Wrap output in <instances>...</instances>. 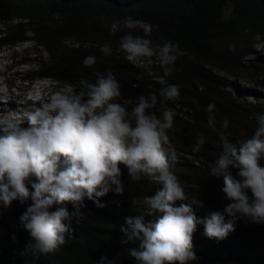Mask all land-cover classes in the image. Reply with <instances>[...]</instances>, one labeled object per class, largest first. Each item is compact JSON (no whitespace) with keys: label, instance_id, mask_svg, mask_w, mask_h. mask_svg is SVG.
I'll list each match as a JSON object with an SVG mask.
<instances>
[{"label":"clouds","instance_id":"9594fccd","mask_svg":"<svg viewBox=\"0 0 264 264\" xmlns=\"http://www.w3.org/2000/svg\"><path fill=\"white\" fill-rule=\"evenodd\" d=\"M122 27L136 29L139 25L128 16L114 21L110 32L115 34ZM142 31L143 36H134L131 32L123 35L119 48L135 67L146 69L160 64L164 76L158 79L161 85L158 94L140 95L134 104L131 100L121 103L122 85L109 69L96 75L94 82L82 78L78 88L53 90L23 121L0 122V215L15 200L21 204L31 201L19 216L21 227L31 237L19 255L39 260L41 256L57 252L72 236L73 220L79 225L86 219L81 211L87 207L85 197L102 209L107 205L101 203L99 197L110 191L122 195L121 164L127 167L133 182L147 177L158 185L154 194L144 197V211L125 216V224L120 228L119 242L131 245L128 254L136 264H190L197 260L193 234L201 224L204 235L217 241L235 231L239 220L264 225V166L260 163L264 159V113L256 114L258 125L251 137L235 142L225 134L229 119H223L218 132L221 151L209 174L223 178L221 191L229 202L223 211L197 216L194 203L189 201L171 170L177 161L176 149L169 137L176 115L171 109L180 111V107L189 106L176 102V107H165L162 116L149 111L156 107L158 96L163 101L180 99L181 85L169 83L165 77L172 74L175 62L184 52L178 43L163 37L161 44L154 45L150 25H144ZM31 41L37 40L21 42L28 45ZM1 47L0 60H8ZM104 50L109 51V48ZM141 59H156L157 63L146 66L138 63ZM34 62L39 64L33 63L37 67L29 71L31 77L23 78L30 85L32 78L37 77L31 96L38 103L44 98L41 87L60 80L37 76L43 64ZM96 62L93 55L82 61L86 68ZM8 67H4L5 72ZM226 88L230 86L227 84ZM205 111L208 127L216 132L215 103H209ZM204 142L205 137L198 136L192 151L198 153ZM68 204L72 205L71 211ZM226 215L230 218L227 221ZM12 238L15 239V235ZM104 261H108L107 256H102L98 264ZM108 264L115 262L108 261Z\"/></svg>","mask_w":264,"mask_h":264},{"label":"trees","instance_id":"16d2710c","mask_svg":"<svg viewBox=\"0 0 264 264\" xmlns=\"http://www.w3.org/2000/svg\"><path fill=\"white\" fill-rule=\"evenodd\" d=\"M4 16L11 22L28 23L37 42L48 46L49 62L38 68L37 76L51 77L78 88L80 79L94 82L96 75L110 69L122 85L121 103L131 100L134 104L140 95L158 94L161 88L158 79L164 76V72L160 64L146 69L133 66L119 48L120 38L129 32L143 36V26L150 25L154 45L162 43L161 37L178 43L184 55L175 62L172 74L165 78L169 83L181 85L180 99L163 101L158 96L156 107L149 111L162 116L165 107L190 101L196 110V123L202 127L184 121L170 132L178 149L200 158L204 159L205 154L217 157L222 147L221 141L206 139V129L210 128L205 108L209 103L216 105V119H229L230 126L225 134L233 142L250 138L258 125L256 114L264 113V104H239L236 96L224 92L227 87L224 78L207 68L208 63L227 70L238 67L247 75L253 73L254 66L248 62L238 64L235 54L246 36L264 32V0H0V19ZM55 16H60V21L54 20ZM128 16L138 23V28L122 27L115 34L110 32L114 21H122ZM26 32L10 34L8 31L6 36L0 33V45L24 40ZM73 37L90 41L99 48L100 51L93 52L97 62L91 68L84 67L82 61L92 53L69 49L66 44ZM105 47L109 51H105ZM243 93L254 96L252 92ZM161 107L163 111H160ZM200 135L205 137V142L198 153L183 148L195 145ZM260 163L264 166V159ZM189 169L176 167L179 173L189 172ZM180 174L177 177L189 201L194 203L197 216L223 211L229 201L223 198L222 177L203 173L200 180L192 181ZM121 179L124 185L122 195L110 191L98 198L106 207L97 208L85 197L87 207L81 211L86 219L79 225L73 220L74 232L67 242L57 252L41 256L39 260L30 255H19L31 239L21 227L19 216L31 201L25 204L13 201L11 207L3 209L0 215V264H98L102 256H107L108 261L115 264H136L128 254L131 245L119 242L124 217L131 214L130 208L121 206V201H128V196L132 195L142 200V195L154 194L158 185L147 177L133 182L128 170ZM67 206L71 211L72 205ZM225 219L230 218L226 215ZM193 244L198 259L190 264H264V225L261 224L239 220L235 223V231L220 241L206 237L201 224L193 234Z\"/></svg>","mask_w":264,"mask_h":264},{"label":"rangeland","instance_id":"374dc122","mask_svg":"<svg viewBox=\"0 0 264 264\" xmlns=\"http://www.w3.org/2000/svg\"><path fill=\"white\" fill-rule=\"evenodd\" d=\"M53 17V15H52ZM10 18L3 17L0 19V33L2 36H6L7 32L10 31V34L16 32L18 34H23V31L27 32L23 35L25 39H36L34 33L30 30L31 26L28 23H24V21H9ZM60 16H55L54 20L60 21ZM22 22V24H21ZM6 24V26H5ZM24 25V26H23ZM17 40V39H16ZM19 42V43H18ZM18 43V44H15ZM15 44V45H13ZM69 49L75 50H84L92 53L100 51L95 45H93L90 41H86L85 39H78L76 37L70 38L66 41ZM1 46V45H0ZM2 51H5L7 54L6 59L0 60V122L7 121H23L26 118V114L39 106L40 103H43L51 92L60 87L71 88V86L65 84L63 81H58L57 83H51L48 86L44 84L40 90L43 89L44 98L41 99L38 103L33 99L32 94V84H36V78L33 77L32 83L27 85L24 78L31 77L29 75V71L34 70L35 67L39 63H35L34 61H41L42 67L45 66L50 59L48 55V46L41 42L31 41L26 45L24 42L15 41L11 45H6L1 47ZM4 49V50H3ZM155 57V56H153ZM236 62L238 64L249 63V65H253V73L245 74L240 68H230L229 70L224 69V67H216L214 65H210L207 63V68L212 70V72L222 79L226 81V83L230 86V88H225L224 92H231V96H236L239 100V104L245 105H254L259 106L264 104V32L257 33L256 35L246 36L242 42H240L238 50L235 54ZM188 58V57H187ZM37 65H35V64ZM139 64H144L146 66L155 65L156 59H141L138 61ZM154 63V64H153ZM99 64V63H97ZM153 64V65H152ZM9 66V67H8ZM4 67H8L5 72ZM34 72V71H32ZM201 89V86H199ZM7 97L6 95L8 92ZM15 90V91H14ZM242 91L252 92L254 96L249 95L246 96L242 93ZM17 97V98H16ZM20 99V100H19ZM32 99L33 101L29 100ZM7 101V102H6ZM20 102H24L20 103ZM190 102V101H189ZM14 103V104H13ZM194 103V102H193ZM32 104V105H31ZM189 107H180V111L173 110L176 115L174 117V128H177L182 122L186 121L188 124H191L195 127H202V125H198L196 123V110L195 107L185 103ZM5 108H2V107ZM30 107V108H29ZM24 108V109H23ZM32 108V109H31ZM16 111H15V110ZM23 109V110H22ZM29 109V111H28ZM163 107L160 108V111H163ZM21 110V111H20ZM19 112L20 114L16 113ZM24 111V112H23ZM23 114H25L23 116ZM14 116V117H12ZM22 118V119H21ZM217 120V131L214 132L211 129H206V139L214 142L216 139L220 141L218 132L220 131L221 123L223 119L219 117ZM25 126H27L25 124ZM181 129V128H180ZM172 132L169 131V137L174 142L171 137ZM242 136V134H240ZM177 153V161L178 163H182L190 167L189 172L179 173L176 170V167H181V165H177L176 162L173 163L171 170L175 173V175H181V177L190 178L192 181L200 180V177L204 174L210 173V167L213 165L216 156L208 157L206 154L204 155V159L196 156L195 154L188 153L182 151L174 145ZM186 150H192V145H187L185 147ZM189 154V155H188ZM198 166V167H196ZM122 175L127 172V167L123 164L120 165ZM195 169V171H194ZM194 171V172H193ZM193 173V174H192ZM148 196V195H145ZM142 195V198L144 197ZM140 198V197H139ZM136 197V195L128 196V201H121V206L123 208H130L129 214L132 216L138 215L144 211L143 199L140 200ZM130 214V216H131Z\"/></svg>","mask_w":264,"mask_h":264},{"label":"bare ground","instance_id":"6f19581e","mask_svg":"<svg viewBox=\"0 0 264 264\" xmlns=\"http://www.w3.org/2000/svg\"><path fill=\"white\" fill-rule=\"evenodd\" d=\"M15 91V90H14ZM17 98V97H16ZM20 100V99H19ZM14 104V103H13ZM32 105V104H31ZM30 108V107H29ZM24 109V108H23ZM22 109V110H23ZM32 109V108H31ZM15 110V109H14ZM16 111V110H15ZM21 111V110H20ZM28 111H29V109H28ZM24 112V111H23ZM16 113H18V114H20L18 111L16 112ZM25 114H23V116H24Z\"/></svg>","mask_w":264,"mask_h":264}]
</instances>
